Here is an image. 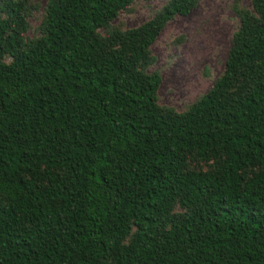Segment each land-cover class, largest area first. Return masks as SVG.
<instances>
[{"label":"trees","instance_id":"obj_1","mask_svg":"<svg viewBox=\"0 0 264 264\" xmlns=\"http://www.w3.org/2000/svg\"><path fill=\"white\" fill-rule=\"evenodd\" d=\"M135 1L48 0L34 43L21 3L0 17V264H264V0L182 114L139 67L194 0L98 36Z\"/></svg>","mask_w":264,"mask_h":264},{"label":"rangeland","instance_id":"obj_2","mask_svg":"<svg viewBox=\"0 0 264 264\" xmlns=\"http://www.w3.org/2000/svg\"><path fill=\"white\" fill-rule=\"evenodd\" d=\"M174 0H136L104 28L98 36L106 38L142 26L153 20ZM10 2L21 3V14L27 24L23 32L26 43H34L43 36L48 0H0V17L11 19ZM255 15L252 0H194L187 14H178L161 29L139 67L144 75L158 74L161 79L157 104L163 111L176 114L187 112L221 77L225 69L233 34L241 26L245 15ZM10 56L5 57L11 63ZM219 161L198 159L187 155L190 172H214ZM257 169L246 173L251 176ZM187 212L177 205L173 214Z\"/></svg>","mask_w":264,"mask_h":264}]
</instances>
